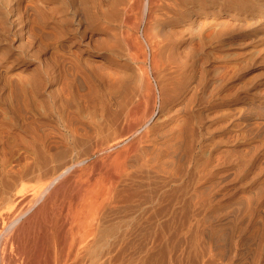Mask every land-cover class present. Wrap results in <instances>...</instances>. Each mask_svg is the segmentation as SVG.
Returning <instances> with one entry per match:
<instances>
[{
	"label": "bare ground",
	"instance_id": "bare-ground-1",
	"mask_svg": "<svg viewBox=\"0 0 264 264\" xmlns=\"http://www.w3.org/2000/svg\"><path fill=\"white\" fill-rule=\"evenodd\" d=\"M134 1L31 0L42 14L33 30L42 37V72L30 83H1L14 88L16 104L0 106V264H227L237 235L253 246L260 223L250 247L259 252L264 130L254 121L264 115V95L213 101L198 115L193 96L203 78L197 49L210 37L217 47L262 39L264 16L214 32L212 21L197 19L207 0L138 2L157 24L172 78L157 114L158 97L144 93L141 71L128 62L137 49L126 29ZM75 71L103 80L60 79ZM98 106L106 119L94 131L86 111ZM112 148L102 189L87 197L98 178L90 170L103 162L96 150ZM233 179L241 195L215 204V188Z\"/></svg>",
	"mask_w": 264,
	"mask_h": 264
},
{
	"label": "rangeland",
	"instance_id": "rangeland-1",
	"mask_svg": "<svg viewBox=\"0 0 264 264\" xmlns=\"http://www.w3.org/2000/svg\"><path fill=\"white\" fill-rule=\"evenodd\" d=\"M134 2H136V0ZM138 2L142 4L144 0H137V6L135 3V5H132L128 15L129 18L131 17V21L128 20L126 26L127 31L133 35L134 49L137 47L135 51L133 50V59L135 60L131 59L128 60V62L137 68V71H141L140 74L143 76V81H140V84L142 85L144 93L147 91L148 94H151L154 97L153 101L158 97L154 102L157 105L156 109L158 114L161 109L160 102L162 101L163 92L166 88L170 87L172 78L170 71L163 65V56L165 55L164 42L159 35L157 24L144 19L142 6ZM39 4L42 6V1H40ZM30 5L31 0H0V22L2 19L5 21L4 29L2 27L1 30L0 25V106H6L10 111L16 104L15 90L11 86L2 88V84L11 83L13 81L30 83L31 79L27 80L29 75L41 73L43 69L40 61L43 55L42 37H34L33 35L35 27L34 19L37 17L41 23L42 14H39V16L35 14ZM253 16H264V0H207L205 12L202 14L199 13L197 19L205 18L209 22L212 21L209 27L212 31L216 32L225 21L234 22L238 19L247 20ZM232 41L233 42L225 43L222 47H217L210 37L206 39L200 51L197 49L198 60L195 71L199 76L203 75V78L202 82L197 86V89L194 90V115H198L199 112L202 113V111L206 109V105L210 102L218 101L223 98H234L239 95H256L258 98H261L260 96L264 95V33L263 38L257 41H250L244 37L235 38ZM137 42L140 44V47H138ZM194 46L197 48L198 43L195 42ZM157 53L158 56H156ZM120 58L118 57V59ZM93 59L103 60L101 57H98L97 54ZM97 63H99V61H97ZM87 74H84L82 71H75L72 75L63 73L61 77H59L62 81L86 79L88 82L99 83L103 80L100 79L101 77L99 76L92 75L91 72ZM146 84L150 85L147 87L148 89L146 88ZM154 92L156 94H153ZM154 95H156V97ZM258 98L255 100L259 101ZM59 103L58 106H54L53 113L55 115L59 114L62 110ZM86 114L93 116L94 131H96V128L98 130L99 126L105 124V113H103L101 107L98 106L89 109L86 111ZM254 122L259 125L260 131L264 130V115H262V117L258 116ZM111 134L116 135L117 133L113 131ZM92 136L97 138L99 137V133L94 132ZM219 136H221V134ZM260 138L261 137H258L257 140H260ZM218 139L219 138L216 140ZM253 141L255 142L256 139L254 138ZM121 149L122 147H120V150ZM114 150L116 151V149ZM114 150L113 148L106 151L96 150L97 153L99 152L97 156H95L96 160L99 159L101 162L102 159L103 162H105L100 163V168L95 167L99 172L95 169L90 170L94 176L93 180H95V177L98 178L96 179L97 181H91L92 183L86 187V192L88 194L90 193L87 197L92 196L96 191L102 189V184L106 181V178L103 176L107 177L106 174L109 169L108 155L115 152ZM233 152L234 151L229 152L228 155L231 156ZM96 174H99V176ZM93 182H97V185ZM93 184L95 187H92ZM241 189L238 179L230 180L216 187L214 190L216 193L215 204H224V206L230 204L231 201L241 195ZM261 208L263 210L260 214L263 215L264 207L261 206ZM243 217L244 214H241L239 221H241ZM260 226L261 224L259 223L254 229L255 231L252 239V243H254L253 246H251L252 244L248 245L245 243V237H241L243 236L242 234L237 235L235 238L236 248L231 254L227 264H232V261L237 260L236 256L244 251L242 249L246 250L243 258L240 259L238 264H264V242H259L260 246L258 243V253H252V249L250 250V247L257 246Z\"/></svg>",
	"mask_w": 264,
	"mask_h": 264
}]
</instances>
